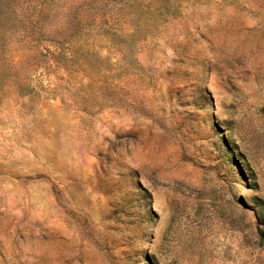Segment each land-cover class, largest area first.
I'll return each instance as SVG.
<instances>
[{
  "label": "rangeland",
  "instance_id": "rangeland-1",
  "mask_svg": "<svg viewBox=\"0 0 264 264\" xmlns=\"http://www.w3.org/2000/svg\"><path fill=\"white\" fill-rule=\"evenodd\" d=\"M119 261L264 264V0H0V264Z\"/></svg>",
  "mask_w": 264,
  "mask_h": 264
},
{
  "label": "trees",
  "instance_id": "trees-1",
  "mask_svg": "<svg viewBox=\"0 0 264 264\" xmlns=\"http://www.w3.org/2000/svg\"><path fill=\"white\" fill-rule=\"evenodd\" d=\"M260 233H261V232H260ZM117 264H124V263L119 261V263H117Z\"/></svg>",
  "mask_w": 264,
  "mask_h": 264
}]
</instances>
